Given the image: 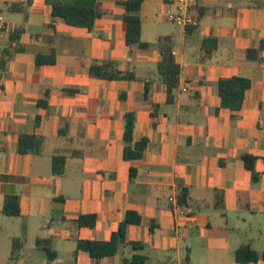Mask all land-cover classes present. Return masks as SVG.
<instances>
[{
	"label": "crops",
	"instance_id": "obj_1",
	"mask_svg": "<svg viewBox=\"0 0 264 264\" xmlns=\"http://www.w3.org/2000/svg\"><path fill=\"white\" fill-rule=\"evenodd\" d=\"M28 1L0 0V52L25 28L0 77V264H129L134 255L146 264H239L246 244L263 254L264 51L261 60L247 52L264 40V0H200L196 11L186 7L199 19L188 27L167 19L182 10L179 0H146V48L127 45L119 0H96L103 15L91 31L53 18L46 0ZM160 39L181 67L172 103L158 74ZM206 39L217 41L210 55ZM38 54L56 63L37 65ZM104 61L135 78H93L91 65ZM231 77L251 82L239 111L221 107L218 82ZM131 112L134 142L149 144L128 161ZM21 135L42 137L40 152L19 153ZM243 155L256 158L257 182ZM54 156L66 158L62 175ZM8 196L19 198V216L4 212ZM130 211L141 222L116 255L96 260L78 249L79 240L110 241ZM82 215H95V227L78 226Z\"/></svg>",
	"mask_w": 264,
	"mask_h": 264
},
{
	"label": "trees",
	"instance_id": "obj_2",
	"mask_svg": "<svg viewBox=\"0 0 264 264\" xmlns=\"http://www.w3.org/2000/svg\"><path fill=\"white\" fill-rule=\"evenodd\" d=\"M146 0H127L118 1L122 5L126 13L124 20L127 23L126 43L128 46H137L146 48L147 44L142 41V19L140 11L142 5ZM47 4L52 9V16L56 19H61L68 25L86 28L93 30L96 21L102 17L103 12L96 0H46ZM31 0L28 1V4ZM14 9L23 12L27 17V10L16 7ZM25 32L24 27H19L11 31L9 47L0 52V77L7 69L8 62L13 52L21 51L20 44L21 36ZM160 47L162 58L158 63V74L161 80L167 87V101L172 103L175 100V93L179 87L181 67L177 63L172 47L160 39ZM209 43L212 47L208 48ZM204 47L207 54L210 55L217 47L215 39H206ZM264 51V40H262L256 49H249L247 57L250 60H261V53ZM37 65L55 64V54L46 56L38 54L36 58ZM90 75L96 79L105 80H133L135 76L131 73L121 72L117 64L112 61H104L102 63H94L90 67ZM251 87V82L245 77H231L222 78L218 82V94L221 98V107L233 111L242 109L247 91ZM45 102H40V105H45ZM136 124V114L131 112L125 115V134L124 139L127 145L124 149V159L128 161L139 160L144 156V152L149 144L148 138H143L138 142H134V130ZM44 139L34 135H21L18 142L19 153H39ZM242 159L248 170L252 172L253 181L259 180V175L255 172L256 158L250 155H243ZM66 158L64 156H54L52 162V169L55 174L62 175L65 173ZM136 177V170L131 169L130 178L133 180ZM187 191H182L179 197L180 204L187 203ZM4 212L9 216H19V198L17 196H8L5 199ZM141 218L135 212H127L125 219L120 224L118 231H116L111 240L107 242L79 240L78 249L88 252L96 260H101L108 256L116 255L122 245L127 243V230L131 224H140ZM76 223L80 227L93 228L96 225L95 215H82ZM21 242L19 239L14 240V249L11 259L15 258V247L17 243ZM135 250L143 249L144 245L141 243H130ZM49 253V250L46 249ZM264 259V253L256 252L249 244L242 245L236 251V261L239 264H254L258 260ZM147 258L140 255H134L132 259L127 260L129 264H146Z\"/></svg>",
	"mask_w": 264,
	"mask_h": 264
},
{
	"label": "built area",
	"instance_id": "obj_3",
	"mask_svg": "<svg viewBox=\"0 0 264 264\" xmlns=\"http://www.w3.org/2000/svg\"><path fill=\"white\" fill-rule=\"evenodd\" d=\"M179 2L181 4L182 10L178 13L168 15V21L184 27L196 26L199 21L198 16L196 14L188 13L187 9L196 11L198 9L200 0H179ZM183 7H185V9L187 7V9L184 11ZM171 200H173V198H171Z\"/></svg>",
	"mask_w": 264,
	"mask_h": 264
}]
</instances>
